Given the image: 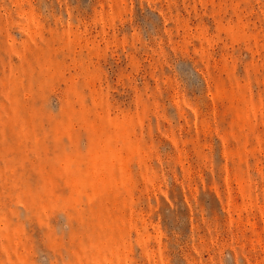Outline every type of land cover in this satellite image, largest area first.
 I'll list each match as a JSON object with an SVG mask.
<instances>
[{"label":"rangeland","instance_id":"obj_1","mask_svg":"<svg viewBox=\"0 0 264 264\" xmlns=\"http://www.w3.org/2000/svg\"><path fill=\"white\" fill-rule=\"evenodd\" d=\"M0 264H264V0H0Z\"/></svg>","mask_w":264,"mask_h":264}]
</instances>
